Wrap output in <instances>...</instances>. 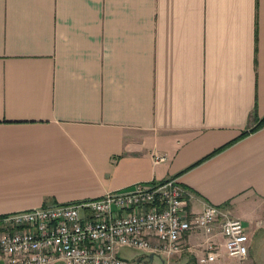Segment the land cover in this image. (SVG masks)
Wrapping results in <instances>:
<instances>
[{
	"label": "crops",
	"instance_id": "1",
	"mask_svg": "<svg viewBox=\"0 0 264 264\" xmlns=\"http://www.w3.org/2000/svg\"><path fill=\"white\" fill-rule=\"evenodd\" d=\"M263 118L264 0H0V217L175 179L264 264Z\"/></svg>",
	"mask_w": 264,
	"mask_h": 264
},
{
	"label": "built area",
	"instance_id": "2",
	"mask_svg": "<svg viewBox=\"0 0 264 264\" xmlns=\"http://www.w3.org/2000/svg\"><path fill=\"white\" fill-rule=\"evenodd\" d=\"M165 159L155 155V161ZM193 232L207 236L199 258L202 264L217 261L222 253L241 260L249 254L250 236L241 219L215 205L190 211L189 195L169 179L1 216L0 260L5 264H135L119 255L121 248L170 258L191 249L188 241Z\"/></svg>",
	"mask_w": 264,
	"mask_h": 264
},
{
	"label": "rangeland",
	"instance_id": "3",
	"mask_svg": "<svg viewBox=\"0 0 264 264\" xmlns=\"http://www.w3.org/2000/svg\"><path fill=\"white\" fill-rule=\"evenodd\" d=\"M52 205H55V204H52ZM205 250V249H204ZM259 251V250H258ZM119 255L121 257H124V258H128L129 260L134 258V257H139L141 256L142 259L147 257L148 255H144L142 251L140 250H137V249H132V248H127V247H123L121 248L120 250V253ZM154 255H157V254H154ZM199 258L197 259H194V258H190L188 262H185V263H179V264H201L199 263ZM262 260V254L259 252V255H257L255 257V261L258 262V261H261ZM235 263H241V261H239L238 259H230V263H226V264H235ZM142 264H167L166 262H163V258L162 257H159V256H156L155 257V260L150 263V262H143ZM209 264H218L217 262L215 263H209Z\"/></svg>",
	"mask_w": 264,
	"mask_h": 264
},
{
	"label": "trees",
	"instance_id": "4",
	"mask_svg": "<svg viewBox=\"0 0 264 264\" xmlns=\"http://www.w3.org/2000/svg\"><path fill=\"white\" fill-rule=\"evenodd\" d=\"M262 124H264V118L262 119L260 125H258L256 128L260 127Z\"/></svg>",
	"mask_w": 264,
	"mask_h": 264
},
{
	"label": "water",
	"instance_id": "5",
	"mask_svg": "<svg viewBox=\"0 0 264 264\" xmlns=\"http://www.w3.org/2000/svg\"><path fill=\"white\" fill-rule=\"evenodd\" d=\"M0 264H5V262L3 260H0Z\"/></svg>",
	"mask_w": 264,
	"mask_h": 264
}]
</instances>
